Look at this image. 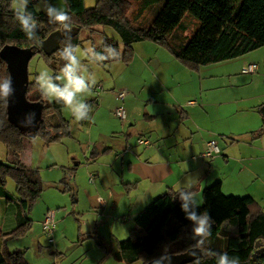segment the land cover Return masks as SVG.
<instances>
[{"label":"trees","instance_id":"1","mask_svg":"<svg viewBox=\"0 0 264 264\" xmlns=\"http://www.w3.org/2000/svg\"><path fill=\"white\" fill-rule=\"evenodd\" d=\"M159 1L97 0L94 7L86 8L84 0H68L73 30L71 43L76 48L82 45L80 32L83 29L93 33L96 26L110 27L118 39L104 35L101 43L95 46L93 37H89L91 47L98 52L111 47L119 52V57L97 65L104 67L117 60L129 64L135 55L132 46L150 41L195 72L201 66L233 60L264 47V0H165L150 22L144 23L146 11ZM133 3L136 11L131 17L128 11ZM10 4L11 0H0V51L6 45L35 51L50 33L58 30V25L49 23L44 12H38L33 4H29L28 11L39 23V42L29 40L15 20ZM186 19L196 20L198 24L191 36L185 35L189 28ZM65 43L66 39H62L59 49L51 55L41 50L37 53L53 70L61 71L64 61L59 58V53ZM8 76L6 64L0 58V79ZM26 98L43 104L42 122L33 134H23L13 127L7 121V103L0 101V143L9 153H21L23 142L36 136L47 145L72 137L70 122L61 114L65 106L55 101L48 103L36 80L29 79ZM93 102L87 101L92 110ZM262 132L260 129L256 134ZM8 163L0 161V197L15 201L16 228L8 234L14 237L30 227L27 213L42 193V181L38 168H27L19 161ZM9 179L14 182V194L6 190ZM193 191L198 190L193 188ZM174 195L175 190L169 189L140 211L133 219L130 236L117 242L118 249L113 252L116 261L146 264L160 257L165 246L169 254L190 249L194 243L191 225L180 210L179 201L173 199ZM203 210H207L214 223L206 250L201 251V264H216V256L207 255V251L227 252L230 257H238L239 264H264V254L252 261L257 245L264 248V212L253 198L225 195L220 183L215 182L202 191L201 207L197 211ZM97 242L103 246L101 239ZM23 257L21 251L4 248L0 252V264H26Z\"/></svg>","mask_w":264,"mask_h":264},{"label":"rangeland","instance_id":"2","mask_svg":"<svg viewBox=\"0 0 264 264\" xmlns=\"http://www.w3.org/2000/svg\"><path fill=\"white\" fill-rule=\"evenodd\" d=\"M96 2L97 0H84V5L86 8H92ZM164 2L165 0H160L158 4L150 7L144 14L143 22L149 23ZM29 4H33L38 12H44L37 7L38 0H30ZM135 11L136 5L133 3L128 13L133 17ZM186 20L189 28L185 35L191 36L198 24L196 20L195 22ZM104 35L118 39L117 34L110 27L96 26L93 28V33L90 29L81 30L80 38L83 42L77 48V55L81 57L83 64L96 79L90 92L81 97L86 102L93 98L98 99L97 106L90 113L91 124L86 128L81 121H75L70 110L65 107L61 114L70 122L71 138H63L49 145L38 136L26 139L20 155L9 153L6 146L0 143L2 163L19 161L23 166L38 168L42 181V193L27 213L31 221L30 227L20 236L4 240V248L24 253L23 258L26 264H125L116 261L113 258V252L118 249L117 240L123 241L130 236V231L134 228L133 217L126 220L129 217L127 212L119 208L112 210L113 201L109 194L117 191L119 193L121 189L118 187L119 182L123 180L128 182L126 180L132 178L131 172L127 170L130 160L136 156H144L150 149L154 150L149 154L150 157L156 153V150L167 154L168 151L172 152V148L178 146L179 140V145L185 142L184 139L179 138L178 134H175L178 126L177 119L172 122L170 134L166 136L149 133L150 136L138 137L137 131L142 130L141 121L131 125L125 124L128 108L132 104L139 107L134 99L147 100L153 92L161 88L160 84L149 76L151 73L146 72L147 67L144 65H150L151 70L154 71L156 68L152 60L157 59V56H163V61L171 59L165 49L150 41L136 43L132 46L135 59L131 68L107 71L83 55L84 51L91 47L89 37H93V42L97 46ZM263 54L264 47L247 55L259 57V61L254 59L253 62L260 67L259 74L264 75V57L261 56ZM171 61H173L171 65L163 63L164 65L157 69L155 79L157 75L160 76L163 84L173 89L171 96L181 107L190 100L185 97L187 92L180 89L181 84L189 91L195 90V92H199L201 87L202 97L211 104L218 100L216 99L217 90L214 87L229 85L228 73L223 72L222 67L232 62L224 61L201 66L198 72L193 73L182 68L175 60ZM44 70L55 75L61 74V71L53 70L37 53L28 64L29 79L36 80L38 74ZM248 90L249 88L243 86L233 88L231 91L237 93L233 98L239 96V99H243L248 95ZM119 91L127 93L123 101L117 97ZM164 93L157 92L156 95L164 100L171 99L167 92L164 91ZM127 96L131 98L129 101ZM192 100L198 102L199 99ZM119 108L124 109V119L116 116ZM211 109L212 106L211 108L209 106L208 111L210 112ZM138 138L149 141L150 145L148 147L138 145ZM85 146L94 147L96 152L98 149L101 151L94 155L92 148L85 155L83 149ZM199 147L201 148V145L199 146L198 143V149ZM173 155L175 156L176 153ZM94 160L97 164L92 163ZM121 162L124 164L122 169ZM98 166L101 167L98 168ZM95 168L98 169L99 177L94 183H90L89 176L94 175ZM115 179H117V185L114 187L112 182ZM6 190L11 194L15 193V185L11 179L6 183ZM92 198H97L98 205L94 204ZM101 200L104 202L99 203ZM198 201L201 203V198ZM47 211L55 212L56 227L51 237L52 242H49V237L43 232L41 226ZM97 239L102 240L103 246L97 242Z\"/></svg>","mask_w":264,"mask_h":264},{"label":"crops","instance_id":"3","mask_svg":"<svg viewBox=\"0 0 264 264\" xmlns=\"http://www.w3.org/2000/svg\"><path fill=\"white\" fill-rule=\"evenodd\" d=\"M168 55L171 59L163 61V56L159 55L157 59L152 60L154 68H156L154 71L151 70L150 65L144 66L147 67L146 72L151 73L149 76L160 84L161 88H158L157 92L165 94V91L171 99L159 98L160 96L156 95L157 92H153L147 100L144 98L134 99L138 102L139 107L132 104L128 108L125 124L131 125V123L135 124L141 121L142 130L137 131L138 137L150 136L149 133L166 136L170 134L172 122L177 119L178 126L175 134H178L179 138L184 139L185 142L179 145V140L178 146L172 148V152L168 151L167 154L156 150V153H152L153 155L150 157L149 154L154 151L150 149L144 156H136L130 160L127 170L131 172L132 178L126 180L128 182H124V180L119 182L118 187L121 188L119 193L117 191L114 194H109L113 201L112 210L117 208L124 210L129 216L128 218L124 217L126 220L131 217L134 219L155 198L165 194L169 189L176 190L177 182H186L191 175L197 178L194 188L198 191L195 194L198 200L201 198V202L203 189L219 182L225 195L251 197L264 212V116L261 113V108L264 105V75L259 74L260 67L253 75L242 73L245 66L256 64L253 60L259 61V57L246 54L226 61L232 62L222 67V71L228 73L229 85L214 87L217 90L216 99L218 100L212 104L202 97L201 87L199 92H195V90L189 91L182 84H178L180 89H183L182 91L187 92L185 97L190 99L189 101H193V98L199 99L198 102L194 101L195 105H189V101H187L184 107H181L178 101L171 96L173 89L166 87L160 76L157 75L155 79L156 71L161 65H164L163 63L171 65L173 62L171 60L178 62L170 53ZM261 56L264 57V54ZM134 59L135 55L129 64L117 60L100 67L107 71L125 68L128 70ZM178 64L180 63L178 62ZM180 66L189 70L181 64ZM189 72L194 73L190 70ZM243 86L249 88L248 95L243 99H239V96L233 98L237 93L231 90ZM127 97L129 101L131 98ZM91 100H94V110L98 99ZM209 106L210 108L212 106V112L208 111ZM91 116L90 119L81 121L86 128L91 124ZM260 129H263V132L257 135L256 133ZM210 140L217 142L220 152L212 159H205L202 157L204 145ZM198 143L199 146L201 145L199 149ZM149 145L150 143L142 146L148 147ZM92 148L94 155L101 151L98 149L96 152L94 147L85 146L83 147L85 155ZM173 153L176 155L174 156ZM92 163L97 164L95 160ZM100 167L98 166V168ZM120 167L121 169L124 167L123 162ZM27 168H32V166ZM96 168L90 183H94L95 179L99 177ZM116 180L112 182L114 187L117 185ZM92 199L94 204L98 205L97 198ZM15 208V201L0 197V252L4 249V240L11 238L8 234L16 228Z\"/></svg>","mask_w":264,"mask_h":264},{"label":"clouds","instance_id":"4","mask_svg":"<svg viewBox=\"0 0 264 264\" xmlns=\"http://www.w3.org/2000/svg\"><path fill=\"white\" fill-rule=\"evenodd\" d=\"M29 2L30 0H11V9L21 31L29 40L38 43L39 23L28 11ZM59 4L60 6L57 7L50 4L49 0H38L37 7L45 12L49 23L58 25V30L66 38V43L59 53V58L64 61L61 74L55 75L47 70L41 71L36 77V84L45 100L64 105L70 110L73 119L80 122L90 119L92 107L81 97L90 92L96 79L83 64L81 57L77 55V48L71 43V17L66 10L68 0H59ZM83 55L92 62L100 64L105 60L118 58L119 52L111 47H108L105 52H98L89 47ZM14 92L10 76L0 79V101L7 103ZM35 116L34 112L27 113L25 119L21 121V126L31 127L35 122ZM196 182L197 178L191 175L186 182L178 181L173 199L179 201L180 210L191 225V239L194 243L190 246L189 255L193 257L192 264H201L200 256L197 253L206 250L214 221L207 210L197 211L201 207V203L193 191ZM102 202L104 201L101 200L99 203ZM207 255H215L216 264H239L238 257H230L227 252L207 251ZM170 260L171 255L165 246L162 255L154 258L150 264H165V262L170 264Z\"/></svg>","mask_w":264,"mask_h":264},{"label":"water","instance_id":"5","mask_svg":"<svg viewBox=\"0 0 264 264\" xmlns=\"http://www.w3.org/2000/svg\"><path fill=\"white\" fill-rule=\"evenodd\" d=\"M53 6L59 7V0H49ZM69 13L68 8L66 9ZM73 34L71 30L70 36ZM62 39H66L61 31L56 30L50 33L40 44V48L35 51L31 48H19L13 45H6L0 51V58L6 64L8 75L12 80L14 94L7 101V121L23 134L36 133L39 124L42 122L43 104L41 102H31L26 98V92L29 85L28 64L35 53L40 50L46 55L55 53L60 46ZM34 112L35 122L31 127H22L21 121L25 119L26 114ZM264 116V105L261 108ZM189 250L177 254H170V264H188L192 262L193 257L189 255ZM200 258L202 253H197ZM264 254V248L257 245V250L252 255V261ZM151 262V261H150ZM150 262L146 264H150ZM168 264V262H165Z\"/></svg>","mask_w":264,"mask_h":264},{"label":"built area","instance_id":"6","mask_svg":"<svg viewBox=\"0 0 264 264\" xmlns=\"http://www.w3.org/2000/svg\"><path fill=\"white\" fill-rule=\"evenodd\" d=\"M257 70H258V66L256 64H249L242 69V73L253 75L257 72ZM126 95H127L126 91L117 92V97L120 100H124ZM188 104L189 105H195V102L189 101ZM116 116L119 117L120 119H124V117H125L124 109L123 108L117 109ZM137 143L140 145H148L149 141L138 139ZM219 152H220V150H219V147L217 145V142L215 140H210V141L206 142L204 145L202 157L205 159H212L216 155H218ZM89 178H90V181H92L93 175H90ZM41 226H42L43 232L46 233V235L49 237V242H52L51 237H52L53 231L56 227L55 212L54 211L45 212L43 219H42V222H41Z\"/></svg>","mask_w":264,"mask_h":264}]
</instances>
